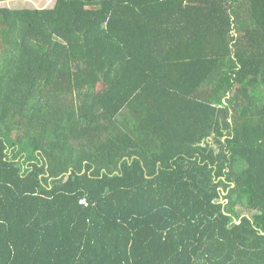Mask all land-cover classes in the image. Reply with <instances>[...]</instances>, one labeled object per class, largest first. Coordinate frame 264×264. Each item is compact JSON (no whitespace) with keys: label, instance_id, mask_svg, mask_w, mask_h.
<instances>
[{"label":"trees","instance_id":"trees-1","mask_svg":"<svg viewBox=\"0 0 264 264\" xmlns=\"http://www.w3.org/2000/svg\"><path fill=\"white\" fill-rule=\"evenodd\" d=\"M0 264H264V0L0 5Z\"/></svg>","mask_w":264,"mask_h":264},{"label":"rangeland","instance_id":"rangeland-1","mask_svg":"<svg viewBox=\"0 0 264 264\" xmlns=\"http://www.w3.org/2000/svg\"><path fill=\"white\" fill-rule=\"evenodd\" d=\"M52 1L53 0H6V2H8L7 4H12L13 6H15V8H23L29 6L30 4V6L45 7L50 6Z\"/></svg>","mask_w":264,"mask_h":264},{"label":"crops","instance_id":"crops-1","mask_svg":"<svg viewBox=\"0 0 264 264\" xmlns=\"http://www.w3.org/2000/svg\"><path fill=\"white\" fill-rule=\"evenodd\" d=\"M27 1V0H26ZM1 3H5V4H1ZM8 2H6V0H0V5H3V6H10L12 8H15V6H13L12 4H7ZM31 5V4H30ZM26 6V7H37V6ZM47 5V4H46ZM51 6V5H50ZM46 7V6H45Z\"/></svg>","mask_w":264,"mask_h":264},{"label":"built area","instance_id":"built-area-1","mask_svg":"<svg viewBox=\"0 0 264 264\" xmlns=\"http://www.w3.org/2000/svg\"><path fill=\"white\" fill-rule=\"evenodd\" d=\"M82 202H86V200H85V199H83V200H82Z\"/></svg>","mask_w":264,"mask_h":264}]
</instances>
